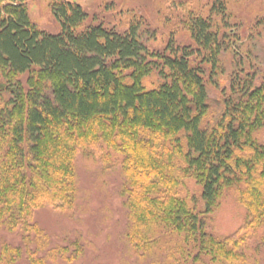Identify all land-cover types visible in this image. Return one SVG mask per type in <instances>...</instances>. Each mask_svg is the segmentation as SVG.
I'll list each match as a JSON object with an SVG mask.
<instances>
[{
	"label": "trees",
	"instance_id": "trees-1",
	"mask_svg": "<svg viewBox=\"0 0 264 264\" xmlns=\"http://www.w3.org/2000/svg\"><path fill=\"white\" fill-rule=\"evenodd\" d=\"M52 12L57 33L32 21L25 0H0V78L11 93L0 109V229L30 240L39 209L71 204L77 154H103L106 144L125 155L133 242L163 229L184 233L214 260L229 256L235 239L207 235L201 214L238 185L254 221L264 217V144L255 135L264 128V70L234 77L219 123L207 130L206 81L191 57L217 61L222 43L209 19L190 22L196 49L171 40L158 52L137 24L118 31L69 1L53 3ZM153 72L163 82L147 88L143 80ZM182 131L186 151L177 137ZM179 159L183 175L201 186L205 211L181 198L179 175L166 174ZM249 228L250 222L243 227ZM24 243L3 240L0 264H47L30 247L26 256Z\"/></svg>",
	"mask_w": 264,
	"mask_h": 264
},
{
	"label": "rangeland",
	"instance_id": "rangeland-1",
	"mask_svg": "<svg viewBox=\"0 0 264 264\" xmlns=\"http://www.w3.org/2000/svg\"><path fill=\"white\" fill-rule=\"evenodd\" d=\"M25 1L32 21L45 31H60L52 4L69 1L80 4L95 23L118 31L126 30L131 24L139 25L144 43L151 51L158 52L171 40L181 48L196 49L198 45L191 35L190 22L196 17L209 19L222 43L217 61L215 65L204 61L207 54L191 57L192 64L203 70L206 81L208 108L202 127L207 130L219 123L234 77H244L252 69L264 70V0ZM143 81L147 88H156L163 82L157 72ZM10 97V90L0 78V109ZM255 135L264 144V128ZM177 137L186 151L187 134L182 131ZM104 148L103 154L92 148L77 154L71 204L64 209L45 206L37 211L38 229L25 241L28 244L23 247L25 254L30 247L44 257L47 264H264V217L259 222L254 221L245 204L242 186L238 185L227 187L216 206L201 214L207 235L217 240L235 239L228 244L229 256L220 255L214 260L199 253L184 233L163 229H152L149 241L133 242L125 155L106 144ZM138 159L142 157L139 155ZM173 163L167 167L166 174L179 175V195L190 207L205 211L200 198L201 186L195 178L183 175L180 159ZM252 219L254 224H251ZM248 222L249 230L243 229ZM3 240L15 245L24 243L18 231L0 229V244Z\"/></svg>",
	"mask_w": 264,
	"mask_h": 264
}]
</instances>
